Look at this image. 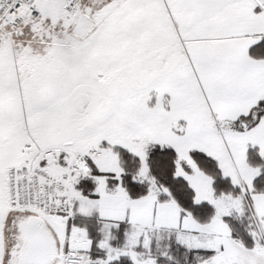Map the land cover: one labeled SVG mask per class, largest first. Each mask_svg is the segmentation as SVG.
Listing matches in <instances>:
<instances>
[{
  "label": "snow or ice",
  "instance_id": "6c2138e0",
  "mask_svg": "<svg viewBox=\"0 0 264 264\" xmlns=\"http://www.w3.org/2000/svg\"><path fill=\"white\" fill-rule=\"evenodd\" d=\"M0 264H264V0H0Z\"/></svg>",
  "mask_w": 264,
  "mask_h": 264
}]
</instances>
